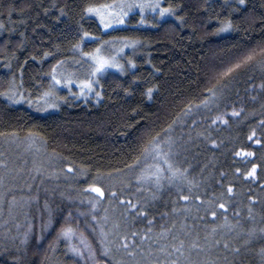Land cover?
<instances>
[{"label": "trees", "instance_id": "16d2710c", "mask_svg": "<svg viewBox=\"0 0 264 264\" xmlns=\"http://www.w3.org/2000/svg\"><path fill=\"white\" fill-rule=\"evenodd\" d=\"M160 2L175 15L137 11L105 30L86 9L111 0H0V93L14 84L26 97L0 95V133H15L0 135V162L18 166V177L7 164L0 176V264H92L58 236L65 226L83 232L101 264H124L135 252L149 257L140 264H264V68L240 69L215 97L207 91L218 72L264 43V0ZM225 19L233 28L218 32ZM115 39L136 42L124 69L102 74L100 96H78L72 64L93 68L83 53ZM54 67L71 86L54 82ZM50 88L63 99L42 110L36 97ZM30 132L41 134L36 143ZM153 137L184 172L159 187L137 180L144 165L134 164ZM146 163L166 167L160 158ZM253 165L255 176L246 175ZM101 226L113 256L103 254Z\"/></svg>", "mask_w": 264, "mask_h": 264}, {"label": "snow or ice", "instance_id": "6c2138e0", "mask_svg": "<svg viewBox=\"0 0 264 264\" xmlns=\"http://www.w3.org/2000/svg\"><path fill=\"white\" fill-rule=\"evenodd\" d=\"M240 4H244L245 0H239ZM139 8L141 12L146 9H150L152 11H159L160 16H164L165 14L175 15L174 9L169 5L168 7H162L160 4V0H111V3H104L100 5H89L86 9L88 13H95L100 17V22L103 24L105 28L111 27L113 24H123L125 22V17L131 12L133 9ZM182 19V18H181ZM141 23H145L143 19H141ZM3 25H0L2 27ZM233 28V22L231 19H225L220 22V28L217 29L218 32L227 31ZM84 36H90L89 33L85 32ZM106 43V42H104ZM131 43L135 44V41H131ZM75 47L80 48V44H77ZM47 55V53L45 54ZM84 56L90 57L92 61H94V68L92 72L93 78L84 79L78 81L80 84V95H84L86 92H91L97 86V83L94 81L95 74L104 70L105 68L111 66L120 68L123 70L122 65L117 63L114 58H110L101 54V48L97 47L94 52H85ZM59 63V62H58ZM134 66V64H133ZM248 66H260L264 68V43H260L255 47L249 48L242 56H240L234 63L226 66L217 73V84L213 88L207 89V91L211 94L212 97H215L219 91L223 88L227 87L228 81L232 78L240 69ZM52 78L55 83H67L71 86L72 81L70 79H66L61 81L57 78L55 67L52 70ZM264 86V85H262ZM54 88V85H53ZM148 95L150 96L152 93V89L149 88L147 90ZM97 96H100V93H95ZM0 95L7 96L10 100H25L26 97L19 93L14 84H10L9 88L0 93ZM58 99H63L62 97H58L57 93L52 89L46 90L41 96L36 97V101L39 102L41 100L49 107H58L56 101ZM31 103V101H29ZM234 115L237 113L234 111ZM222 117L217 116V119H221ZM0 135L4 136H12L15 137V133L7 134L0 133ZM255 135V133H253ZM41 136L38 133H29L26 137L31 143H36L37 138ZM252 137H249L251 139ZM213 143H215L213 141ZM256 143H260V141H256ZM237 155H247L252 156L254 153L245 152L244 149H241ZM160 158L163 162V167L161 163L147 164L146 162L151 160H156ZM136 167H140L143 164V167H140V174L136 176V179L141 182H154L157 187L161 186V181L167 179L169 183H171L175 178H182L184 176V172L177 167H174L172 161L169 159L168 153H164L160 147V142L156 137H153L149 142L143 147L141 154L137 157V160L134 162ZM71 166L69 165V168ZM131 170L133 165H126ZM256 165L252 166L251 171L247 172L248 176H255L256 174ZM239 171V169H237ZM168 173L169 175H165ZM86 174V173H85ZM3 182V177H0V183ZM89 188L98 193L99 196H104V189L100 187L98 184H91ZM229 191H231V186H229ZM114 194V193H113ZM5 193H0V201L3 200ZM12 202L15 203L16 197L13 196ZM185 200L188 197H184ZM135 207V205H133ZM224 207V205H221ZM71 215V213H69ZM215 215V213H213ZM95 219V217L93 218ZM96 231V229H93ZM100 244L102 245L103 254L108 256L111 252L110 242L107 240V233L104 232L103 227L100 228ZM261 232H264V229H261ZM27 236V233L25 234ZM59 237H64L69 241L68 248L71 252L75 253L79 257H83L86 260L91 259L92 264H101V261L97 259V251L93 247V245L87 240V237L80 231L78 228H73L71 226L62 227L59 234ZM79 238V244L71 243L73 238ZM126 247L127 245H122ZM183 245L181 244V247ZM175 247V246H173ZM176 251L179 252L180 248H176ZM261 256L264 257V248L260 249ZM103 264H108L107 261H104ZM173 264H176L173 261Z\"/></svg>", "mask_w": 264, "mask_h": 264}, {"label": "rangeland", "instance_id": "374dc122", "mask_svg": "<svg viewBox=\"0 0 264 264\" xmlns=\"http://www.w3.org/2000/svg\"><path fill=\"white\" fill-rule=\"evenodd\" d=\"M160 4H161V2H160ZM137 11H139L140 13H142L141 11H140V9L139 8H135V9H133L131 12H129L128 13V15L125 17V22L123 23V24H113L111 27H108V28H105L104 26H103V28L105 29V30H110V29H112V28H114V27H122V26H125V25H127L126 24V22H127V18H128V16H130L133 12H137ZM143 12H151L150 11V9H146V10H144ZM95 14V13H94ZM96 15V14H95ZM97 17V16H96ZM98 18V20L100 21V17L98 16L97 17ZM102 24V23H101ZM103 25V24H102ZM115 41H121V40H117V39H115V40H113V41H107L106 43H101L98 47H100L101 48V54L102 55H104V56H107V57H110V58H114L115 59V61L117 62V63H119L120 65H122V67H123V69H124V67H125V60H126V57L128 58V55H130V57H131V54L134 52V49H135V44H133V43H131V42H128V43H126V44H129L128 46H126V45H124V44H117ZM125 41V40H124ZM96 49V48H95ZM94 49V50H95ZM94 52V51H93ZM85 60H87L88 58H89V61L91 60V58L90 57H86V56H84L83 57ZM91 62L93 63L94 61H92L91 60ZM126 64H134V62H133V60H131L130 61V63H126ZM81 65H83V68H82V66ZM135 65V64H134ZM72 66H74L75 68H73L72 67V69H77L78 71V73L77 74H79L80 75V80H84V79H91V78H93V76H92V72H93V68H90L89 69V67H88V65L87 64H79L78 62H76V63H73L72 64ZM94 66V65H93ZM71 69V68H70ZM108 70H114V71H121V69L120 68H116V67H111V66H109V67H107V68H105L104 70H101L100 72H97L96 74H95V77H94V81L97 83V86L99 85V83H100V80H99V78L102 76V74L104 73V72H107ZM72 72V71H71ZM73 75H75V73H72ZM67 84V83H66ZM97 86L93 89V91H91V92H86L84 95H80V91H79V93H78V96H80V97H83V98H89L90 96H92V95H96L95 93H97L98 91H97ZM51 89V88H50ZM64 89H66V88H64ZM53 90V89H52ZM54 91V90H53ZM39 105H40V107H41V109L42 110H46V109H50L51 107H49V106H47L45 103H44V101L43 100H41L40 101V103H39ZM24 148V151L25 152H27L28 150H29V144H27L26 146H24L23 147ZM13 150H14V148H13ZM17 152V154L19 153V151L17 150L16 151ZM28 159H29V157H28ZM15 160H17V159H13V160H11L12 162H5V161H2V162H0V176H2V169H4V167H7V165H9L11 168H13L14 169V167H15V172H11L10 174H12V175H14L15 174V177H18V174L16 173V170L18 169V166H16L17 165V162H15ZM27 160H24V163L26 162ZM28 162V161H27ZM7 164V165H6ZM26 167V164H25V166H24V168ZM26 170V169H25ZM25 170H24V172H25ZM1 193V192H0ZM5 197L6 196H4L3 197V200L2 201H0V214H2L3 213V206H2V204H3V201L5 200ZM109 209H112L111 207H109L108 208V211H109ZM114 210H115V213L117 214L116 216H119L120 215V213H122V214H128L127 212V210H121V209H118V208H114ZM130 211V210H129ZM1 219V218H0ZM129 219V221L130 222H127V224L129 223V224H133V221H132V219H130V218H128ZM117 221V220H116ZM115 224L116 225H118V223H116L115 222ZM112 229L113 230H115V231H118L117 230V228L116 227H112ZM120 232H122V233H124L123 231H121V230H119ZM120 232H118L119 234H122V233H120ZM124 235V234H123ZM121 236V239H122V242H128V243H130L133 247H137V246H139V244H135L134 243V241L131 243L130 241H128L127 240V237H124V236ZM145 241H143L141 244H140V246H143L145 243H144ZM111 244H112V242H111ZM116 250L118 251V250H121V249H118V247L116 246ZM110 255L111 256H113V251H111L110 252ZM132 256L131 257H128V259H125V260H123V263L124 264H140L142 261H143V259L145 258V263H146V261L148 260V255H144V254H141V255H139V253L138 252H135V253H132L131 254ZM139 257L140 258H142V259H140L139 260ZM151 257V256H150ZM129 258H130V261H129ZM156 258L153 260V261H155L154 262V264H156ZM129 261V262H128ZM131 261H133V263L131 262ZM147 264H148V262H147Z\"/></svg>", "mask_w": 264, "mask_h": 264}, {"label": "bare ground", "instance_id": "6f19581e", "mask_svg": "<svg viewBox=\"0 0 264 264\" xmlns=\"http://www.w3.org/2000/svg\"><path fill=\"white\" fill-rule=\"evenodd\" d=\"M129 60V59H128ZM127 69V68H126ZM98 99V98H97ZM119 193V192H118ZM122 194V193H121ZM151 239V238H150ZM161 242V241H160ZM155 243V242H154ZM119 246V245H118ZM132 248V247H131ZM129 252V251H128ZM130 255V254H129ZM129 257V256H128ZM126 258H127V256H126ZM129 261H130V258H129ZM128 261V262H129ZM132 263H133V261H131ZM130 264V263H129Z\"/></svg>", "mask_w": 264, "mask_h": 264}]
</instances>
